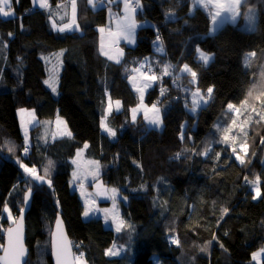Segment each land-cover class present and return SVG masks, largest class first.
Returning a JSON list of instances; mask_svg holds the SVG:
<instances>
[{
    "label": "trees",
    "instance_id": "obj_1",
    "mask_svg": "<svg viewBox=\"0 0 264 264\" xmlns=\"http://www.w3.org/2000/svg\"><path fill=\"white\" fill-rule=\"evenodd\" d=\"M68 1L47 0L46 7ZM140 1L138 19L147 22L138 26L135 45L121 43L119 63L100 52L98 26L108 20L106 7L76 0L79 30L63 33L53 29L50 10L33 7L31 0H10L13 15L0 14V248L3 229L11 224L3 217L5 205L15 216L30 189L25 264H52L49 235L57 214L75 260L86 264H255L252 253L264 246V0H242L240 23L226 22L214 34L208 33L210 13L193 7V0ZM251 9L255 25L240 26ZM156 40L163 54L154 50ZM197 47L212 54L207 65ZM54 62L57 94L45 83ZM184 64L197 72L195 83L182 71ZM166 65L170 75H163ZM133 69L158 77L145 90L144 104L161 109L160 128L148 125L143 114L130 118L140 103L128 79L139 76ZM143 82L151 83L140 78L136 87ZM208 87L214 88L211 97ZM197 88L207 103L193 114ZM108 99L119 100L121 109L105 114ZM229 103L251 111L221 115ZM20 106L34 108L42 119L59 115L71 137L62 135L59 123L57 137L35 138L28 146L15 112ZM219 116L225 118L216 127ZM101 119L114 129L113 139L102 136ZM227 132V141L239 133L233 145L223 142ZM85 143L87 156L102 165V181L127 198L120 233L101 218L83 219L81 200L69 187L70 159ZM21 163L49 179L51 187L24 173ZM257 178L261 197L254 200L251 182ZM128 236L125 253L105 255Z\"/></svg>",
    "mask_w": 264,
    "mask_h": 264
},
{
    "label": "snow or ice",
    "instance_id": "obj_2",
    "mask_svg": "<svg viewBox=\"0 0 264 264\" xmlns=\"http://www.w3.org/2000/svg\"><path fill=\"white\" fill-rule=\"evenodd\" d=\"M41 7H46L47 5V0H39ZM89 4H91L93 2V0H88ZM109 2H113V0H109ZM124 2V16L119 18L117 21V28L116 31L110 32L109 34L112 36H115L116 39H114L112 41L113 45H115L118 41V39L120 37H123V39L129 43V44H134V32L137 28V24L135 22L134 19V12H135V8L132 6L131 0H123ZM196 2H200V0H196ZM209 2H214L215 6L218 9H222L225 6L219 3V0H209ZM5 6H8L9 11H5ZM72 6H73V18L72 20H70L69 23L63 24L61 27H59L58 29H56V25L53 24V29L54 30H58L59 32L63 33L66 30H71L72 26L75 24V6H76V0H72ZM136 7H139V0H136ZM227 7H231L230 4L227 5ZM11 12V8L9 5V0H0V13H2L4 16H8ZM213 19L215 20V16H213ZM77 30L78 26H77ZM100 32H103L104 29L100 28L99 29ZM213 34H214V30H213ZM160 37L157 36V40H159ZM154 50L158 53H162L163 52V46L161 44V46L157 47L154 44ZM196 51L199 53V60L203 61L204 65H207L209 63L210 60L213 59V57L205 54L204 51H202L199 47H197ZM101 54L103 55H107L109 60L112 59H116L117 63H119V56L123 55V51L119 48L116 49V56L110 55L107 52L103 51V47L101 48ZM251 55H254V53H252ZM144 67L143 64H141V68ZM170 66H165L163 75H170L168 68ZM134 72H138L139 76L138 77H133V76H129L128 79L130 82L133 83V87L135 88V90L140 93V103L137 105V107L131 109L132 112V120L135 121L136 120V113L138 111H143L144 113V118L145 120H147L150 124L155 125L157 128H160L162 125V117H161V109L159 107H157V105L154 103L151 105V107H148L147 105L144 104V94H145V90L149 89L153 86V83L157 81L158 77L155 74L149 75L146 72H140L139 69H133ZM182 71L186 72V73H190L191 77H192V82L195 83L197 81V72L193 71L192 68L189 67L188 64H184L183 65V69ZM143 78L144 81L147 82H151V83H143L140 87H136V82L140 79ZM46 84H49V81H45ZM52 91L55 92L56 89L52 88ZM214 88L213 87H208L207 88V93L209 95V97H211V94L213 93ZM161 95H163V90L161 91ZM193 99H192V107H191V111L193 114H195V112L197 111V109L200 107V102L203 101L205 104L207 103V100H205L204 96H202L200 94V90L197 88V90L195 92L192 93ZM115 104L117 106V109H119V105H120V101L117 100L115 101ZM227 108L229 110H233L235 108V106L232 103H229L227 105ZM20 112H24L25 109H20ZM108 111H111V104H109L108 109L106 110V113ZM151 114V115H149ZM58 123H63L61 121H58ZM100 127L102 129H104L109 136H115L116 133L113 132L111 129H108L105 125V122L103 119H101L100 121ZM65 135L71 137V132L66 131L64 133ZM182 138V137H181ZM227 137L225 136L223 138V142H227ZM25 143L27 144V137H25ZM85 147H87V145H85ZM28 149L27 147H25V152H27ZM242 152L247 151V146L244 145L241 148ZM232 154L235 155V158L237 161L240 162V164H244L245 160L242 158V156L240 154H238L235 150V148L232 149ZM77 155L79 156V152L77 153ZM217 158H219L220 153L218 152L217 154ZM74 164L76 163V160L72 161ZM90 164H92L93 166L97 165L98 162L96 161H91L89 162ZM52 165V161H49V167H51ZM20 167L24 170V173L28 174L32 179L36 180V181H40L43 182L44 178L42 176H38L35 173V170L33 168H29L27 166H25L24 164H20ZM77 176V172H73V177ZM245 181H248V177H245ZM252 183V191L255 193V195H253V199L255 200L257 197L261 196V191L260 188L258 186L259 180L257 178L256 181L251 182ZM82 186V185H81ZM49 187H51V183L49 182ZM108 191H111V193L113 194L112 198H113V209H112V213H113V223L115 224V231L117 233H120L122 230V227L124 226V222L122 220H119L118 214L115 212V189H111V190H107L105 189L104 192L107 193ZM98 195L100 193H97ZM29 201V194H25L24 196V203L27 204ZM93 209H90L88 207H85V211L83 213L84 216H88L89 212L92 211ZM24 209H21V214H23ZM105 213V216L107 217L109 210L108 209H103L101 210ZM225 212H227V209H224ZM4 212L9 213V220L12 219L10 210L8 208L7 205H5L4 207ZM60 218H57V229L59 230L60 228ZM18 229H17V233H18ZM12 229H9V234L10 237L12 236ZM55 236V234H54ZM171 243L176 244L178 243V241H176L175 239H173L171 241ZM202 251H204L205 249H201ZM10 254L11 255V264H19V258L22 257L25 254V250L23 248V245L19 242L18 236L15 238L10 239V245H9V249L6 250V255ZM53 255L57 258V264H67V258L70 255V251L67 248L66 244L61 243L59 248L57 247L55 240L53 242ZM83 254H81L82 256ZM105 255H111V256H116L118 255V252L113 250V249H108L105 252ZM256 254H254L255 257ZM3 259V258H0ZM79 259V258H78Z\"/></svg>",
    "mask_w": 264,
    "mask_h": 264
},
{
    "label": "rangeland",
    "instance_id": "obj_3",
    "mask_svg": "<svg viewBox=\"0 0 264 264\" xmlns=\"http://www.w3.org/2000/svg\"><path fill=\"white\" fill-rule=\"evenodd\" d=\"M47 5H50V3L47 2ZM6 10L7 9L5 6V11ZM250 11H253V13L256 14L255 10L251 9ZM0 14L2 16H4L2 13H0ZM239 18H240V16L237 18V20ZM244 18H245V20H244L243 26L247 28V25L252 21V14H250V12H247L245 14ZM105 50L107 52H109L108 48H106ZM202 51H204V50H202ZM204 52H205V54L212 57V54H210L206 51H204ZM250 53L251 52H247L246 54H250ZM196 54L199 58V54L198 53H196ZM51 68L52 69L54 68V70H52V71L50 70L52 75L46 79V81H49L51 86H49V84H46V85L49 88H51V90H52V88L56 89V79H57L56 77H57V73L59 71L58 62H54L52 64ZM53 93L57 94V90ZM108 102L111 105H113V103H114L110 99H108ZM202 102L203 101H201L200 104H202ZM147 106L151 107V105H147ZM135 107H137V105L134 106L133 108H135ZM20 109H25V111L20 112L19 111ZM231 111L232 110H229L226 106V109L222 112L221 115L227 116L229 114V112H231ZM233 111H234L233 112L234 114L235 113L243 114L244 112H249L251 110L247 109V107L242 105V106H235ZM15 112H16V116H17V120H18V124H19L20 133L22 136V140L25 143V137H27V145L28 146H30L32 144V142H33V140H35V138H36L37 142H46L47 140H49L51 138L57 137L59 132H60L59 129L57 128V127H60L58 121L63 122L61 125L66 127L63 118L57 114L53 119H48V118L42 119V118L38 117L34 108H30V107H26V106L17 107L15 109ZM140 114H143V117H144L143 111H138L136 113V118ZM149 115H151V114H149ZM130 118L132 119V112L130 114ZM224 118L225 117L219 116V118L215 121L214 125L216 127H219L220 123L222 122V120ZM144 120H145V118H144ZM145 121L151 127H156L155 125L150 124L147 120H145ZM105 124L110 129H112L114 131V129L112 127H110L107 124V122H105ZM61 131L63 132V127H62ZM236 133H237V131H236ZM227 138H229L228 132H227ZM238 139H239V133H238V135L236 134L235 139H232V140L238 141ZM233 141H227V142H228V144L233 145ZM85 145H87V143L83 144V146L81 148L77 149L74 156L70 159L71 162L73 160H76V163L74 164L72 162L73 171H72V174L70 177L69 187L71 190H75L77 192V194L81 200V203L83 206V210H82L83 219H89L92 217L101 218L104 226L112 228L115 230V224L113 223V213H112V209H113V198H112V196H113V194L111 193V191H108L107 193H105L104 190L105 189H107V190L115 189L116 190V192H115V212L118 214L119 220H122V218H121V204L126 203L127 198L117 188L112 187V186H108L107 184H105L102 181V179L100 177L102 165L96 159H93V158H90L87 156V154H86V150H87L86 148L87 147H85ZM78 152H79V156L77 155ZM91 161H96L98 163H97V165L93 166L92 164L89 163ZM25 166H27V165H25ZM74 171L77 172L76 177H73ZM44 180L48 183L50 181L47 178H44ZM97 193H100V194L98 195ZM254 195H255V193H254ZM260 197L261 196L257 197L256 199H258ZM85 207L93 209L92 211L89 212L88 216L83 215V213L85 211ZM8 208H9V206H8ZM103 209L109 210L107 217L105 216V213L103 211H101ZM9 210H10V213L12 216V219H11L12 221L9 220L8 218L7 219L12 223L14 221L15 217H14L10 208H9ZM6 217H9V213H7V212H6ZM129 225L132 227L135 226L134 224H130V223H129ZM127 238H129V236L126 237L125 241L122 243L113 242L108 248H106V250L113 249V247H115V249H113V250L118 252V255H116V256L122 255L123 253L126 252V250L128 249V246H130L129 242L127 243V241H126ZM173 239H174V236H169L170 242ZM254 254H256L255 257H254ZM109 256H111V255H109ZM263 257H264V246L262 245V246H260V248L256 249L252 253V260L254 261L255 264H260ZM78 258L79 257L76 258V264H86L84 259H82V258L78 259Z\"/></svg>",
    "mask_w": 264,
    "mask_h": 264
},
{
    "label": "crops",
    "instance_id": "obj_4",
    "mask_svg": "<svg viewBox=\"0 0 264 264\" xmlns=\"http://www.w3.org/2000/svg\"><path fill=\"white\" fill-rule=\"evenodd\" d=\"M32 1V6L33 7H40V8H45L47 10H50L52 17H50V23L53 25H56V29H58L59 27H61L63 24L69 23L70 20H72L73 18V6H72V0H69L68 3L66 4H60V5H54L50 8L48 7H41L39 0H31ZM242 0H219V3L224 5L225 7L222 9H218L215 6L214 2H209V0H200V2H196V0L192 1V6H200V7H204L208 10V12L210 13V18H211V22L209 25V29H208V33L209 34H213V30L214 33L226 22L229 23H238L239 19L237 20V18L240 16V4H241ZM132 6L136 4V0H131ZM230 4L231 7H227V5ZM9 5H10V0H9ZM93 8H98V7H106L107 8V13H108V20L104 25L98 26V31L100 28H103L104 31L100 32L99 31V47H100V52H101V48L103 47V51L107 52L105 49L108 48L107 53H109L110 55L116 56V49L119 48L122 50L121 48V43H124L126 45L129 46H133L136 43V37H137V28L140 24H144L146 23V19L143 20H139L138 19V13H140V11L135 9L134 12V19L135 22L137 24V28L134 32V44H129L127 43L123 37H120L117 41V43L115 45H113L112 41L114 39H116L115 36L110 35V32H115L116 28H117V21L119 18L124 16V2L123 0H113V2H109V0H93V2L90 4ZM47 6V5H46ZM8 7V6H6ZM141 7V1L139 0V8ZM9 11V8L6 10ZM250 12V14H252V21L247 25V28L251 29L253 27V25H255V18H256V14L253 13V11H248ZM252 12V13H251ZM254 14V15H253ZM13 13L12 11L10 12V14L6 17L12 16ZM75 24L72 26L71 30L72 31H76L77 30V24H76V19H77V2H76V6H75ZM213 16H215V20L213 19ZM66 19H68V21H65ZM245 18L241 19V24L240 26H243ZM240 23V22H239ZM156 45L157 47L161 46V43L159 41L156 40ZM164 53V49L163 52L160 54ZM107 58L108 56L105 55ZM119 61L122 59V56L118 57ZM113 61H116V59H112ZM146 83V82H143ZM115 101L117 100H112L113 105H111V110H113L114 112H118L121 107L119 105V109H117V106L115 104ZM109 107V102H108V106L107 109ZM109 112V111H108ZM105 122V120H104ZM106 125V124H105ZM106 127L108 129H110L107 125ZM112 130V129H111ZM68 131L67 127L63 126V132L62 135L65 136V132ZM113 131V130H112ZM114 132V131H113ZM101 133L102 136H106L109 139H113L114 136H109L108 133L101 128ZM6 219L8 217H6V212H4V216ZM9 219V218H8ZM8 221V220H7ZM12 221V220H11Z\"/></svg>",
    "mask_w": 264,
    "mask_h": 264
},
{
    "label": "water",
    "instance_id": "obj_5",
    "mask_svg": "<svg viewBox=\"0 0 264 264\" xmlns=\"http://www.w3.org/2000/svg\"><path fill=\"white\" fill-rule=\"evenodd\" d=\"M25 194H29V201L27 204L24 203V196ZM32 191L30 189H27L23 194L22 199V207L24 211L23 214H21V209L18 211V213L14 216V221L5 227L3 229V244L0 248V264H11V255H6V250L9 249L10 245V239L15 238L18 236L19 242L23 245V248L25 250V254L19 258V264H25L27 258H28V247L26 246V214L29 211L32 203ZM60 218V228L57 229V218ZM9 229H12V236L10 237ZM17 229L19 230L17 233ZM55 234V236H54ZM50 239V260L52 264H57V258L53 255V242L55 240V243L57 247L59 248L61 243L66 244L67 248L70 251V255L67 258V264H76L75 256H74V249L72 246L71 238L67 232L65 222L60 214H57L54 218L52 228L49 235Z\"/></svg>",
    "mask_w": 264,
    "mask_h": 264
},
{
    "label": "built area",
    "instance_id": "obj_6",
    "mask_svg": "<svg viewBox=\"0 0 264 264\" xmlns=\"http://www.w3.org/2000/svg\"><path fill=\"white\" fill-rule=\"evenodd\" d=\"M135 9H137L138 7H136V5L133 6Z\"/></svg>",
    "mask_w": 264,
    "mask_h": 264
}]
</instances>
